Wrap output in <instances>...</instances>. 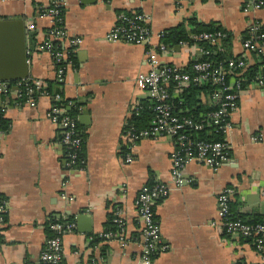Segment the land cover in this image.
Returning <instances> with one entry per match:
<instances>
[{
    "label": "crops",
    "instance_id": "0c3cea01",
    "mask_svg": "<svg viewBox=\"0 0 264 264\" xmlns=\"http://www.w3.org/2000/svg\"><path fill=\"white\" fill-rule=\"evenodd\" d=\"M50 1L0 0V18L21 19L34 33L26 37L28 79L52 87L50 95L36 96L33 107L18 105L13 88L0 96V117L8 123L6 131L0 123V264H40L48 225L57 219L75 222L63 237L62 264H146L135 199L142 186L153 182L169 187L154 206L166 250L148 264H257L254 247L222 229L216 198L230 188L234 213L264 220V86L250 83L239 93L225 136L228 162L216 171L189 162L177 188L171 183L174 139L131 141L125 129L135 109L139 114L149 104L147 91L136 85L148 70L145 48L105 36L120 13H142L153 45L163 30L194 18L228 32L232 56L252 65L255 58L242 46L244 32L254 21L264 28V8L243 12L248 0H60L66 38L57 41V49L66 55L58 83L55 64L43 48L51 27ZM174 51L162 61L183 66L199 58L189 45ZM54 93L79 106L73 116L85 137L78 169H66L61 131L47 117ZM114 207L121 210L124 244L97 237L115 229L109 222ZM81 214L88 219L78 226Z\"/></svg>",
    "mask_w": 264,
    "mask_h": 264
},
{
    "label": "built area",
    "instance_id": "2783aa9c",
    "mask_svg": "<svg viewBox=\"0 0 264 264\" xmlns=\"http://www.w3.org/2000/svg\"><path fill=\"white\" fill-rule=\"evenodd\" d=\"M60 0H51L47 6V14L51 19V27L47 33V39L43 42V48L51 55L56 67V82H63V68L60 62L66 52L58 50L57 41H63L66 34L61 27L62 10ZM264 8V0H248L243 6V12ZM29 29H33L30 25ZM261 25L251 22L246 28L247 37L243 40L242 46L249 53H256L264 57V32H260ZM162 32L159 34V39ZM220 33H200L192 35L194 41L206 40L215 41ZM108 41H123L133 45H143L145 48V61L148 70L145 74L136 79V85L147 91L149 97L148 109L151 112V120L147 127L135 129L131 123L126 124V130L131 141L140 139L156 140L161 137L174 139L175 147L170 154L171 161V183L177 188L183 185V169L189 162H201L216 171L228 162L229 144L225 137L231 129V117L237 109L239 93L241 91L240 80L236 79L226 83L227 75L239 76L248 66L245 60L237 61L236 65L224 70L221 67H213L208 61L194 59L189 69L185 65H177L163 62V57H171L176 52L167 45L159 42L155 45L151 41V32L147 19L140 12H131L129 15L120 13L112 29L106 34ZM56 43V44H55ZM184 42L179 47L187 46ZM196 54L201 57L206 51L195 46ZM261 75L256 78L255 84L264 86V63L260 65ZM208 83L220 86L218 91L208 97L211 105L216 109L206 113L199 119L182 116L181 111L175 112L174 100L190 86H204ZM15 88L14 98L18 105L33 107L36 96H48L46 83L40 80L24 79L12 83ZM11 87L0 82V96L9 95ZM32 93H36L33 97ZM53 103L47 112L48 119L53 122L61 131V144L64 147V159L66 169H78L83 164L81 149L84 139L79 135L76 117L70 115L58 93H54ZM138 109H135L138 115ZM214 127L222 137L221 141L194 140L190 133L202 131ZM256 141V138H253ZM130 155L126 153V161L130 162ZM169 187L164 183L153 182L141 187L135 199L136 214L141 223L142 260L148 264L153 256L166 250V246L160 245L161 235L159 226L156 223L154 206L159 200L165 198ZM233 191L224 188L217 195L219 216L223 230L228 235L245 238L252 237L254 250L259 261L257 264H264V222L256 225L244 223L241 219H232L229 204ZM65 198V195H61ZM4 211L3 203L0 202V214ZM1 221V218H0ZM115 229L97 235L99 238L108 240L115 238L124 244L121 210L118 207L113 209L111 219ZM49 238L45 242V248L39 256L40 264H62L63 262V237L75 229V222L65 219L53 220L49 223ZM126 244V243H125Z\"/></svg>",
    "mask_w": 264,
    "mask_h": 264
},
{
    "label": "trees",
    "instance_id": "16d2710c",
    "mask_svg": "<svg viewBox=\"0 0 264 264\" xmlns=\"http://www.w3.org/2000/svg\"><path fill=\"white\" fill-rule=\"evenodd\" d=\"M205 1V0H202ZM129 15V13H124ZM220 33V37L215 41H194L191 36L198 35L200 33ZM260 32H264V28L261 27ZM247 37V32H244V38ZM230 39L231 35L225 30L221 29L214 24H203L196 21L194 18H189L185 22L170 27L162 31V35L160 37L161 43L167 45L171 50L175 47L180 46L182 43L186 42L190 47L199 46L203 50L206 51V54H203L198 58V61H208L211 63L213 67H221L224 70H229L233 68L237 61L241 59L234 58L230 52ZM255 58V63L252 65H248L244 71L239 75H227L226 83H230L233 80L239 79L241 89L246 85L253 83L255 84L256 78L261 75L260 65L264 63V57L258 56L256 53H251ZM196 59V58H194ZM193 59V60H194ZM190 61L185 64V69H189L190 65L193 64L194 61ZM63 64V63H61ZM220 86L213 85L208 83L204 86H190L186 90L179 92V96L174 100L175 112L181 111L182 116L192 117L194 119H199L204 116L206 113L213 111L216 109V105H211L208 102V97H210L213 93L217 92ZM46 92H51V82H48L45 88ZM32 96L35 97L36 93H32ZM67 112L70 115H76L77 105H68L67 102L61 103ZM149 104H144L143 107L139 111L138 115H134L130 123L133 125L135 129H142L148 126L151 120V112L148 109ZM1 129L6 131L8 129V123L6 120L0 117ZM79 135L83 137L84 134L79 131ZM190 138L194 140H205V141H221L222 137L218 132H215L214 127H210L204 129L202 131L190 133ZM84 145V144H83ZM83 148L81 149V157ZM231 218L232 219H241L244 223L249 225H256L263 223L264 220L257 217L253 220H246L243 217H240L232 210V201L229 204ZM109 222H111V217H109ZM242 240L248 242L252 247L253 238L245 237L241 238ZM153 256V258H155Z\"/></svg>",
    "mask_w": 264,
    "mask_h": 264
},
{
    "label": "water",
    "instance_id": "95a60500",
    "mask_svg": "<svg viewBox=\"0 0 264 264\" xmlns=\"http://www.w3.org/2000/svg\"><path fill=\"white\" fill-rule=\"evenodd\" d=\"M91 1L93 0L86 2ZM33 34L32 31H26L21 19L0 18V82L8 87L15 89L16 87L12 86L13 82L29 77L27 53L30 47H27L26 37H32ZM175 50L177 51L178 47H175ZM87 219L88 217L84 214L78 215L77 225L79 226L80 221Z\"/></svg>",
    "mask_w": 264,
    "mask_h": 264
}]
</instances>
